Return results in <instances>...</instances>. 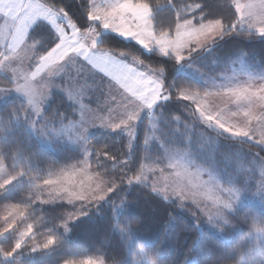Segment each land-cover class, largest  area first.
<instances>
[{
	"label": "trees",
	"instance_id": "trees-1",
	"mask_svg": "<svg viewBox=\"0 0 264 264\" xmlns=\"http://www.w3.org/2000/svg\"><path fill=\"white\" fill-rule=\"evenodd\" d=\"M48 2L63 8L82 30L96 24L87 19L89 0ZM149 2L153 5L152 20L157 31L171 27L177 13H187L189 9L197 22L202 18L204 22L222 19L228 23L234 18L232 0H173L171 5H157L156 0ZM197 4L199 8H192ZM230 33H226V40L235 43L233 46L238 53L244 54L245 68L250 73L264 74V36L242 28L234 35L230 36ZM28 43L35 51L43 53L55 43V38L52 30L39 22L31 28ZM98 47L139 58L143 66L151 69H162L164 89L171 98L159 101L152 108L161 144L167 149L185 151L191 160L214 173L225 184L243 187L245 184L251 186L249 181L252 184L262 182L260 201L264 203V176L260 172L264 168V147L248 140L231 139L206 128L196 116L194 105L178 95L181 89L205 92L204 87L189 76L177 74V61L173 56L157 51L145 53L138 44L110 33L101 35ZM216 47L227 57L226 51L221 50L223 45ZM215 58H218L216 54ZM71 112L69 104L57 94L52 96L45 109V115L50 119L68 118ZM28 119L29 110L23 99L10 98L0 105V161L10 177H17L0 189L1 200L35 198L37 181L66 170L79 160V151L71 147L42 148L26 129ZM147 131L148 117L143 116L137 125L132 147L122 133L106 130L92 133L87 140L92 153L90 162L94 169L115 182V191L104 201L83 208L61 202L30 207L26 215L29 219L18 221L17 228L31 223L35 242H43L51 236L56 243L36 252L22 248L10 260L3 261L0 257V264H81L89 259L102 264H135L141 255L153 264H238L240 243L252 231L264 233L263 206L244 203L238 207L232 219L234 228L224 234L230 241H225L205 228H198L199 212L190 205L167 202L147 185L127 183L126 178L136 175L142 168ZM98 148H103L114 159L101 157L97 160L95 149ZM20 172L24 175H19ZM78 211L86 214L69 218ZM16 230L0 238L10 241L9 247L15 240L11 238Z\"/></svg>",
	"mask_w": 264,
	"mask_h": 264
},
{
	"label": "snow or ice",
	"instance_id": "snow-or-ice-1",
	"mask_svg": "<svg viewBox=\"0 0 264 264\" xmlns=\"http://www.w3.org/2000/svg\"><path fill=\"white\" fill-rule=\"evenodd\" d=\"M173 3V0H156L157 5ZM234 18L225 23L222 19L204 22L202 18L192 16L191 9L187 13H177L174 24L160 31L153 25V5L149 0H114L106 7H93L87 14L91 22H98L104 29L117 32L125 38H131L145 48L158 47L162 55L172 54L177 62L187 58L186 54L204 46L215 37L226 31L235 32L246 26L264 36V0H232ZM0 7L23 9L26 16L35 13L26 29H19L17 35L10 38V29L0 19V48L11 53V56L0 53V68L4 61L15 62L16 58L35 62V71L31 76L17 75L16 69H8L14 74L13 84L0 90H15L25 94L28 107L39 115L40 105L47 96L50 85L44 77L52 76L53 70L71 56H80L89 61L102 73L111 76L114 87L111 100L115 103V111L127 113L126 118L119 122L105 120L96 114L88 117L89 123L100 120L113 130L127 127L135 119V113L142 107L151 109L158 101L171 97L166 93L161 81H158L135 67L121 65L109 54L97 50L94 30H82L76 22L67 16L63 8H56L48 0H0ZM199 8L200 5H195ZM63 18L66 23H60ZM40 20L47 21L57 34V41L43 53H34L30 57H19L18 50L28 44L29 31ZM40 76L41 79H37ZM179 98L189 101L201 119L214 124L234 137H246L264 145V84L258 86L226 87L216 91L200 92L181 89ZM223 100V107H217L212 99ZM235 107V110H233ZM27 118V109L23 110ZM83 131H86L84 129ZM131 135V133H129ZM83 139V134L81 136ZM97 160L101 157L113 160L103 148L95 149ZM91 152L85 154L79 166L73 165L67 170H60L42 181L35 183V199L48 203L56 198L64 199L69 204L79 203L81 208L104 200L115 191V182L106 180L104 174L93 168L90 162ZM165 168L144 167L134 176L127 177V183L139 182L141 179L152 184L154 191H161L166 196L178 197L181 201L188 200L200 208L203 216L209 221L219 214L218 209L231 208L236 193L231 189H213L201 178L199 172H192L178 164H169ZM19 175H24L20 172ZM17 177L11 176L0 183V189L10 184ZM86 214L78 211L70 219ZM26 210L18 205H9L2 217L5 225L0 228V236L17 228L18 221L24 219ZM28 241H34L30 245ZM34 225L29 223L19 231L18 238L8 248L0 247V257L5 260L13 258L22 248L28 247L32 252L48 249L56 243L54 237H47L43 242H35ZM71 264V262H70ZM81 264H102L95 260L82 261Z\"/></svg>",
	"mask_w": 264,
	"mask_h": 264
},
{
	"label": "rangeland",
	"instance_id": "rangeland-1",
	"mask_svg": "<svg viewBox=\"0 0 264 264\" xmlns=\"http://www.w3.org/2000/svg\"><path fill=\"white\" fill-rule=\"evenodd\" d=\"M111 2H114V0H89V9L91 10L93 4L99 7H106ZM241 2H248V0H241ZM34 16L35 13L26 16L23 9L0 7V19L4 20L5 23L8 25L10 29V38L17 35L19 29H26V27L30 24ZM39 22H43L45 25L48 26L49 29L52 30L56 42L57 34L55 33V30L52 28L51 24L44 20H40ZM59 22L66 23L63 18H61ZM95 23L96 24H92L90 27L84 30H94V38L97 50L109 54L121 65L135 67L138 71L144 72L148 76L158 81H161L164 87L162 69H151L149 67L143 66L139 58L124 54L122 52H110L108 50L100 49L98 47V44L102 34L110 33L118 36L124 41H131L138 44L145 53H150L151 51H157L160 53L158 47L153 46L150 49L145 48L139 43H137L135 40L131 38H125L110 29H104L98 22ZM97 24H99V28L97 27ZM241 28L244 30L255 32V30L248 29L246 26ZM227 32L228 31H226L221 36L215 37L213 40L206 43L204 46L196 49L195 51H192L190 54H186V59L177 62V74H185L186 76H189L190 78L196 80L204 87L205 92L216 91L226 87L248 85L258 86L260 84H264V74L261 75L250 73L245 68L246 61L244 59V54L238 53L236 48H234L233 46L235 43H230L229 40H226ZM231 35H234V32L230 33V36ZM232 39H234V36ZM218 44H220V46L223 45V47H225H222L221 50L226 51V55L228 54L227 57H224L222 52L219 51V47H216ZM214 51L219 52L220 54V58L217 60L211 58L213 57L212 53ZM0 53L11 56V53L6 52L3 48H0ZM34 53L38 52L37 50L35 51V47H33L29 43L26 47L18 50L19 57L27 58L32 56ZM233 53H235V55ZM167 56H173V58L176 59L175 56L172 54H169ZM224 58L225 60L222 61L221 59ZM8 69H16L17 75L24 74L30 77L31 73L35 71V62L29 61L28 59H23L20 62L18 58H16L15 62L11 60L4 61V67L0 68V88H3L6 85L11 86L13 84L14 74ZM53 73L54 74L50 77H44V79H47L50 85V89L47 96L44 98L42 104L40 105V114H35L31 110V108L28 107L29 119L26 123V129L42 148L53 150L56 146H66L77 149L79 151V160L74 165L79 166L80 162L84 159L85 154L91 151L90 147L87 144V140L89 139L92 133H94L95 131L104 130L117 131L126 136L129 147H132L134 145L137 125L143 118V116H147L148 131L144 141L145 153L142 161V168L161 167L165 168L166 170H169L167 169V166L169 164H178L192 172H199L201 174V178L207 181L209 183V186H211L213 189L221 188L233 190L236 193L237 198L235 199L231 208H219V214L214 216L212 221H209L205 216H203L200 208L197 207L196 204L192 201H181L178 197L170 195L166 196V194L161 191H154L152 188V184L143 179H141L139 182L134 181L131 184L140 183L147 185L151 188L152 192L156 193L167 202L176 201L180 205H190L195 211L199 212L200 219L199 223L197 224L198 228H205L213 232L214 234L222 237L225 241H230V239L228 237L226 238L224 234L229 233V231L234 228L232 219L234 218L233 216L235 214V210L238 207H240L244 203H255L259 204V206H263L264 208V203L260 201V195H262V182L257 181L252 184V182L249 181L251 186H247L248 184H245L243 187L225 184L220 179H218V177L214 173L198 165V163H196L194 160H191V158L185 151L165 148L164 145L161 144V142L159 141V138L156 134L158 126L157 118L152 114L153 107L151 109L147 107H142L138 109L135 113V119L131 122L129 126H122L116 128L115 130H113L110 126H107L100 120H96L95 123H89L88 117L92 115L95 111L97 115L104 117L106 121L111 120L112 122H119L120 120L125 119L127 115V113L123 111H115L116 105L111 100V94L114 87V81L112 80L111 76L106 73H102L99 69L95 68L89 61L83 59L80 56H71L66 59L62 64L58 65L57 68L53 70ZM37 79L39 80L41 79V77L38 76ZM54 94L60 95L62 99L67 102L72 108L71 115L68 118L61 117L60 119H50L45 115V109L50 103ZM10 98L23 99L28 106V98L25 94L17 92L15 90H0V105L5 100H8ZM210 99H212V101L217 107H223L222 99L215 97ZM160 101H163V99ZM233 110H235V107H233ZM195 113L196 116L199 117V119L203 122L204 126L213 133L226 135L227 137L235 140H248L261 147H264V145L256 143L255 140H250L246 137H234L224 132L222 129L216 127L214 124H209L205 122L203 119H201V117L196 111ZM84 129H86V131H83ZM129 133H131V135ZM82 134L83 139L81 138ZM260 172H262V176H264V168H262ZM9 178L10 176L8 175L5 165L0 161V183H3ZM105 179L109 180L110 182H114L108 177H105ZM60 202L62 204H69L66 200L60 198H56L54 200L49 201V203L51 204H56ZM13 204L24 208L26 210L27 215L28 209L30 207H34L36 205H43L44 203H41L40 201L36 200L34 196H24L23 198L16 197L13 201H7L6 199L1 200L0 196V228L5 225V221L2 219V217L6 214L8 206ZM69 205L81 207L79 203H73ZM24 218L27 219L28 216H25ZM23 228L24 227L16 228L17 232L11 238L12 240L15 239L13 241V244L18 238L19 231L23 230ZM3 236H0V238ZM9 245L10 241H3V245L0 247L8 248ZM240 246L241 247L239 248L240 253L238 258V264H264L263 232L252 231L248 235L246 240L240 243ZM2 260L4 261L5 259L3 258ZM96 261L100 262L98 260ZM135 264L153 263L147 261L145 257L141 255L140 258L135 262Z\"/></svg>",
	"mask_w": 264,
	"mask_h": 264
},
{
	"label": "crops",
	"instance_id": "crops-1",
	"mask_svg": "<svg viewBox=\"0 0 264 264\" xmlns=\"http://www.w3.org/2000/svg\"><path fill=\"white\" fill-rule=\"evenodd\" d=\"M215 54H216L217 57H218L217 59H219V58H220V54H219V52H215V51L212 53L213 57H211V58L216 59V58H215ZM217 59H216V60H217ZM218 65H219V64H218ZM183 75H185V74H183ZM156 104H157V103H156ZM156 104H155V105H156ZM155 105H154V106H155ZM154 106H153V107H154ZM198 118H199V117H198ZM199 120H200V119H199ZM200 121H201V120H200ZM201 123L203 124L202 121H201ZM203 125H204V124H203ZM110 132H117V131H110ZM118 133H119V132H118Z\"/></svg>",
	"mask_w": 264,
	"mask_h": 264
}]
</instances>
